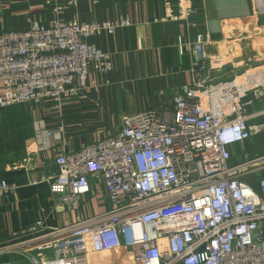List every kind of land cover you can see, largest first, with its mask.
<instances>
[{
  "label": "built area",
  "instance_id": "obj_1",
  "mask_svg": "<svg viewBox=\"0 0 264 264\" xmlns=\"http://www.w3.org/2000/svg\"><path fill=\"white\" fill-rule=\"evenodd\" d=\"M194 2L176 0L174 9L165 2V18L188 20ZM251 3L264 17V0ZM128 25L54 20L0 33V108L51 102L60 109L98 85L90 72L108 84L111 55L89 38ZM190 48L191 80L172 107L125 114L101 140L54 154L50 191L75 216L43 231L41 220L21 229L14 238L27 236L0 244V259L27 244L37 251L25 255L27 264H89V253L116 248L131 250L134 264H264V153L231 161L230 151L264 132V67L213 81L211 72L223 71L227 56L208 57L199 39ZM98 185L109 207L79 214L81 199ZM14 189L0 176V199Z\"/></svg>",
  "mask_w": 264,
  "mask_h": 264
},
{
  "label": "crops",
  "instance_id": "obj_2",
  "mask_svg": "<svg viewBox=\"0 0 264 264\" xmlns=\"http://www.w3.org/2000/svg\"><path fill=\"white\" fill-rule=\"evenodd\" d=\"M64 1L0 0V33L50 25L54 20L128 19L130 25L89 38L111 55L108 84L90 72L89 80L95 79L98 85L87 86L80 97L60 109L51 102L0 108V176L15 185L0 199V244L26 237L14 238V234L37 220L42 221L43 231L75 216L50 191V178L56 172L54 154L101 140L120 127L125 114L172 107L181 85L191 80V43L199 39L208 57L227 56L223 71L211 72L213 81L228 79L232 70L264 67V17L251 0H195V10L186 21L165 18V2L174 9L176 0H79L76 6ZM56 4H62L57 12ZM254 107L260 108V103ZM239 147H230L232 161L238 160L235 150ZM108 207L106 192L98 185L81 199L77 212L97 213ZM90 257L98 264H134L133 253L126 248L91 252ZM17 260L5 254L0 264Z\"/></svg>",
  "mask_w": 264,
  "mask_h": 264
},
{
  "label": "rangeland",
  "instance_id": "obj_3",
  "mask_svg": "<svg viewBox=\"0 0 264 264\" xmlns=\"http://www.w3.org/2000/svg\"><path fill=\"white\" fill-rule=\"evenodd\" d=\"M30 105H33V104H30ZM245 146H246V148L244 150H242L241 147H239V148H237L235 150V152L237 154L236 156H237L238 161L246 159V158H251V157H254L255 155L264 153V132L259 134V135H257V136H255V137H253L251 141L246 142ZM247 178H248V176H247ZM254 187H255V189H258V183H257L256 180H255V183H254ZM27 246H29V245L23 244V245H20V246H16L14 248L13 247L9 248L6 251L8 253L5 252V254H11L13 256H17L18 260L21 263L27 264V259H26L25 255H27V253H35V252H37L36 250H34V251L29 250V248H27ZM26 250L27 251L29 250V252H27ZM89 264H98V262H97V260H95L92 257H90L89 258Z\"/></svg>",
  "mask_w": 264,
  "mask_h": 264
},
{
  "label": "bare ground",
  "instance_id": "obj_4",
  "mask_svg": "<svg viewBox=\"0 0 264 264\" xmlns=\"http://www.w3.org/2000/svg\"><path fill=\"white\" fill-rule=\"evenodd\" d=\"M30 245H32V243Z\"/></svg>",
  "mask_w": 264,
  "mask_h": 264
}]
</instances>
